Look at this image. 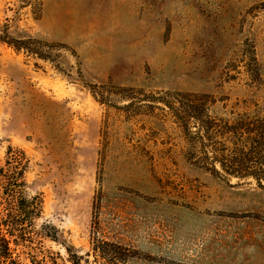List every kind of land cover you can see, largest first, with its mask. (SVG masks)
Wrapping results in <instances>:
<instances>
[{"label": "rangeland", "instance_id": "obj_1", "mask_svg": "<svg viewBox=\"0 0 264 264\" xmlns=\"http://www.w3.org/2000/svg\"><path fill=\"white\" fill-rule=\"evenodd\" d=\"M0 38L23 262L264 264V0H0Z\"/></svg>", "mask_w": 264, "mask_h": 264}, {"label": "trees", "instance_id": "obj_2", "mask_svg": "<svg viewBox=\"0 0 264 264\" xmlns=\"http://www.w3.org/2000/svg\"><path fill=\"white\" fill-rule=\"evenodd\" d=\"M9 44L20 49L10 40ZM27 169L28 160L22 152L0 164V264H28L18 250L33 242L36 220L43 212L42 197H30L26 192Z\"/></svg>", "mask_w": 264, "mask_h": 264}]
</instances>
